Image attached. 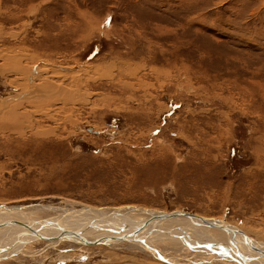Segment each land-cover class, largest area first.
I'll return each mask as SVG.
<instances>
[{
	"label": "rangeland",
	"instance_id": "1",
	"mask_svg": "<svg viewBox=\"0 0 264 264\" xmlns=\"http://www.w3.org/2000/svg\"><path fill=\"white\" fill-rule=\"evenodd\" d=\"M8 50L33 76L86 69L85 83L104 84L87 87V104H41L34 78L0 56V219L73 229L120 208V224L185 210L264 244V0H0ZM156 228L92 245L18 243L20 230L0 227L15 243L0 264H243L238 248L264 264L218 229L181 217Z\"/></svg>",
	"mask_w": 264,
	"mask_h": 264
},
{
	"label": "bare ground",
	"instance_id": "2",
	"mask_svg": "<svg viewBox=\"0 0 264 264\" xmlns=\"http://www.w3.org/2000/svg\"><path fill=\"white\" fill-rule=\"evenodd\" d=\"M0 56L2 58H4V59H8V60H9V58H11L13 60V66L17 70H19L20 72H26L27 75L29 76V79L31 78L30 79L31 81L34 78V81H36L35 82L36 84L32 85V88H36L34 97L35 98H39L36 101H40L41 104H43V102H44L47 105H50L52 103L51 102L52 100H60L61 103L64 106L68 105L69 103H71V104H77V103H79V104H87L88 100H89L88 98H86L87 96H89V92L87 90L88 89L87 87L89 86L92 89H97L101 84H104L103 82L97 81L93 77L92 78L89 77V80H92L93 84L90 85L88 83H85V81L81 77V74L86 69H84V70L80 69V71L78 70V71H75L73 73L72 72L71 73L66 72V73H62V74L58 71L60 76H62V78H63L61 80V82H58V81L54 80V74L55 73H53L51 75H49L48 72L46 74H43V73L39 74V71H37V73H35V75L33 76V72L32 71L29 72L27 67L25 65H23V63H22V59L23 58H22L21 54L20 55L18 54V56H17L15 54V51L8 50L6 52H1L0 51ZM9 63H10V61H9ZM94 67H95V65H94ZM99 67H103L104 68L105 66H103L102 64L96 66L97 69ZM88 70H89V68H88ZM78 72H81V73H78ZM115 76H114V78H115ZM110 78H113V77H110ZM109 80H111V79H109ZM121 82L124 83L125 87H126V85H130L129 81L128 82L121 81ZM81 96H82V98H79ZM75 102H77V103H75ZM11 114H12V117H10V118H13L11 121L12 122L14 121V123H13L14 127H19L18 129L24 128V126L21 124L23 122L22 114L20 113V115H19V113H17V111H15V110H12ZM0 120L2 121V119H0ZM20 130H21V132H24L23 129H20ZM127 208H129V207H127ZM87 209L92 210V209H90L88 207H87ZM140 210L143 213L148 214L149 216H147V217L145 216L146 218L144 217V219L142 218L138 222H132V223H127V224H125V223L124 224H120V222L117 220V216L125 218L124 214L119 213L121 211V208H120V211L119 210L113 211V212H117L116 215L113 214L114 218L111 217L109 219L96 220V222H94V221L93 222L92 221H89V222L88 221H85V222L78 221V222H80V225L78 227H76V228L74 227L73 229L71 227H68L70 229H68V228L67 229L66 228H64V229L60 228V224H64V223L66 224V222L71 221V220H69L70 218L67 219L69 221H67L66 219H65L66 221L51 220L52 219L51 218L50 220L49 219H45L43 221H37V220L33 219L31 221H28V222H20V221H15V220H12V219L1 218L0 219V227H11V228L20 230L23 233V237H18L16 239L18 241V243L19 242L27 243V242H30V241H33V240L57 241V240L73 238V239H75L77 241L81 240L82 242L87 244V240H90V239L86 238V236L84 234H82V233L86 232V231H89V230L93 231L96 228L100 229L101 227L103 228L105 226V228H108L109 231L117 233V234H114V235H109V236L103 237L102 239H103L104 242H107V241L113 240V239H116V240H124V239H126V240H133V241H141V240H143V238L145 239L150 233L152 234V232L157 231L156 227L161 225L162 222H164L165 220H170L169 218L168 219L167 218H161V219H156V220L150 221L149 223H145L147 220H151V217L154 214H163V213H166V212L162 211V212H157L156 213V212H151L148 209H144V210L140 209ZM94 212L98 213L97 210H94ZM103 214H106V213H103ZM197 215H199V214H197ZM199 216L204 217L206 219L215 220V221H217L219 223H222L223 225H227L233 231L227 232L223 228H217V227L212 226L210 224H205V222L203 220H200L199 218H196V217H186V216H179V217L185 218L186 220H189V221H192L195 224H197L199 226H202V227L218 229V230L222 231L224 233V235L226 236L225 237L226 238L225 243H223V244L229 245V240H230V242L233 245H235V243H237V241H240L242 243L244 242L245 246L247 247L249 252L258 255V257H264V244L262 242H260V241H257L256 239L252 238L251 236H249L247 234V232L244 231L245 229L242 230L241 227H238V226H236V225H234L232 223H229L227 221H219V220H216L214 218H209V217L207 218V217L202 216V215H199ZM63 219H64V217L62 218V220ZM171 219H173V218H171ZM37 222L40 223V224L43 223V224H47L49 226L58 227V229H56L57 231H53V232L50 231L51 233L48 234L47 232H42L39 227L34 226V223H37ZM72 223L71 224L73 226L74 225V221ZM71 224H70V226H71ZM152 226L154 227L153 228L154 231H151L150 233L145 234L143 238H135V236H134L135 233L137 234L139 231H141L142 229H144L146 227L148 228V229H146V231H148V230H150L149 228H152ZM239 230H241L246 236H248L249 239L247 240V238H245V236L242 233H239L238 232ZM12 235L14 236L13 233H12ZM8 239H9L10 243L6 242L5 240L2 241V244L0 243V253L3 252L5 250V248H8L10 245L12 246L13 244H15V243L11 244L12 238H8ZM147 240H148V238H147ZM218 241L221 242L220 240H218ZM200 245H202V244H200ZM237 250L239 251V252L236 251L237 252V256L244 261L243 264H252V263L249 262L250 260L248 261L247 257H245L242 254V252H241V250H239V248ZM4 257H6V256H0V260L3 259ZM169 261H171L173 263L172 260H169Z\"/></svg>",
	"mask_w": 264,
	"mask_h": 264
},
{
	"label": "water",
	"instance_id": "3",
	"mask_svg": "<svg viewBox=\"0 0 264 264\" xmlns=\"http://www.w3.org/2000/svg\"><path fill=\"white\" fill-rule=\"evenodd\" d=\"M179 216H186V217H196V218H199L200 220H203L205 222V224H210L212 226H215L217 228H223L224 230H226L227 232H230V231H233L231 230V228L227 225H223L222 223H219L215 220H210V219H206L204 217H201L199 215H197L196 213L194 212H190V211H185V210H176V211H171V212H166V213H163V214H154L152 217H151V220H147L145 223H149L150 221H153V220H156V219H161V218H176V217H179ZM239 233H242L245 238H247V240L249 239L248 236H246L241 230L238 231ZM103 239L102 238H98L96 240H87V244H100V243H103Z\"/></svg>",
	"mask_w": 264,
	"mask_h": 264
},
{
	"label": "crops",
	"instance_id": "4",
	"mask_svg": "<svg viewBox=\"0 0 264 264\" xmlns=\"http://www.w3.org/2000/svg\"><path fill=\"white\" fill-rule=\"evenodd\" d=\"M253 236V235H252ZM253 237H256V236H253ZM257 238V237H256Z\"/></svg>",
	"mask_w": 264,
	"mask_h": 264
}]
</instances>
